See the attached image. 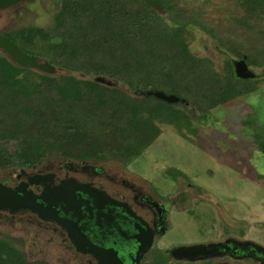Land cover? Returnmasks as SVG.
I'll list each match as a JSON object with an SVG mask.
<instances>
[{
	"label": "trees",
	"instance_id": "obj_1",
	"mask_svg": "<svg viewBox=\"0 0 264 264\" xmlns=\"http://www.w3.org/2000/svg\"><path fill=\"white\" fill-rule=\"evenodd\" d=\"M161 1L162 11L144 0H60L50 26L3 32L63 72L19 65L0 49V168L54 155L91 159L106 146L134 158L159 136L158 122L190 123L177 103L202 115L256 89L236 75L233 60L264 67V0ZM196 26L230 54L222 70L192 51ZM17 241L0 234V264H43Z\"/></svg>",
	"mask_w": 264,
	"mask_h": 264
},
{
	"label": "rangeland",
	"instance_id": "obj_2",
	"mask_svg": "<svg viewBox=\"0 0 264 264\" xmlns=\"http://www.w3.org/2000/svg\"><path fill=\"white\" fill-rule=\"evenodd\" d=\"M59 7L60 0H26L0 9V32L26 25L50 26ZM212 9L214 6L209 11ZM191 49L196 55L213 60L218 70H222L226 57L230 56L198 26ZM250 68L256 74L249 77L250 82L256 83L255 90L212 107L202 115L197 106L177 103L190 115V123L158 122L159 136L139 156L119 154L106 146L90 159L101 164L110 162L104 167L111 173L146 179L154 192L168 201L170 225L156 242L160 255L177 244H204L229 235L264 247V148L260 145L264 141V67ZM111 80L118 87L130 89L125 82ZM14 146V142H7L10 150ZM60 160H65L64 156H46L41 163L53 166ZM12 167L15 166L0 168V176L11 174ZM1 233L16 238V244L30 260L43 264H87L72 247L60 241L55 231L27 213L13 216L0 213ZM173 261V264H216L230 259H208L202 263ZM155 263L164 264L162 259ZM234 263L258 264L249 257Z\"/></svg>",
	"mask_w": 264,
	"mask_h": 264
},
{
	"label": "flooded vegetation",
	"instance_id": "obj_3",
	"mask_svg": "<svg viewBox=\"0 0 264 264\" xmlns=\"http://www.w3.org/2000/svg\"><path fill=\"white\" fill-rule=\"evenodd\" d=\"M64 159L53 166L39 161L32 166L12 167L11 174L0 176V181L12 188L22 186L38 201L42 200L41 195L55 199L53 207L58 216L76 223L87 239L102 249L104 264H156L157 259H162L164 264H173L174 259L202 263L217 258L230 261H216V264H235L234 261L244 257L264 264V251L258 252L254 243L246 246L231 235L204 243L218 244V247L212 254L200 255L194 260L174 257L171 253L174 246L164 249L161 253L165 255H160L156 242L170 225L168 201L157 195L146 179L132 173L133 177L129 178L120 172L108 171L104 164L110 165V162ZM0 213L34 216L39 224L55 231L60 241L72 247L87 264H103L88 244L84 245L86 252L78 251L68 229L58 220L42 218L31 210ZM194 244L200 243L179 245Z\"/></svg>",
	"mask_w": 264,
	"mask_h": 264
},
{
	"label": "water",
	"instance_id": "obj_4",
	"mask_svg": "<svg viewBox=\"0 0 264 264\" xmlns=\"http://www.w3.org/2000/svg\"><path fill=\"white\" fill-rule=\"evenodd\" d=\"M24 0H0V9L8 8L23 2ZM150 6L162 11L164 5L161 0H144ZM0 49L4 51L15 63L22 66H29L37 68L47 73H56L59 70L55 65L47 60L40 59L37 55L24 51L15 41L9 36L0 32ZM234 69L238 77L249 78L254 77L255 72L249 67L245 57L240 59H234ZM99 80H105L104 77L98 76ZM148 94H154L156 97L168 102H174L179 99L175 94H167L162 90H150ZM41 201L37 200V197L32 193L23 189L22 186L18 188H12L4 182L0 181V211L7 210L11 213L20 212L23 210H31L39 214L42 218H49L60 221L68 229L70 236L74 240L76 248L80 252H86V246L88 244L92 252H94L100 261L104 264L106 259L103 257L104 252L95 244H92L87 239L84 233H82L76 223L58 216L56 208L53 204L56 203L55 199H48L44 195H41ZM240 243L246 246L252 244L251 241H241ZM254 249L258 252L264 251V247L259 244H253ZM218 247V244H194V245H179L172 249L171 253L177 258H186L194 260L200 255L208 256L212 254Z\"/></svg>",
	"mask_w": 264,
	"mask_h": 264
}]
</instances>
